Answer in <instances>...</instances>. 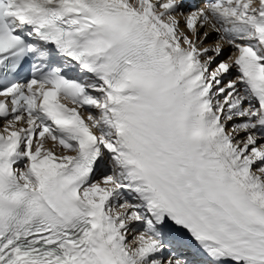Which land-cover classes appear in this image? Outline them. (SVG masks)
Returning <instances> with one entry per match:
<instances>
[{"label":"snow or ice","instance_id":"1","mask_svg":"<svg viewBox=\"0 0 264 264\" xmlns=\"http://www.w3.org/2000/svg\"><path fill=\"white\" fill-rule=\"evenodd\" d=\"M0 264H264V0H0Z\"/></svg>","mask_w":264,"mask_h":264}]
</instances>
